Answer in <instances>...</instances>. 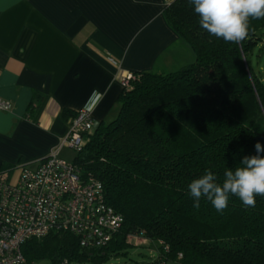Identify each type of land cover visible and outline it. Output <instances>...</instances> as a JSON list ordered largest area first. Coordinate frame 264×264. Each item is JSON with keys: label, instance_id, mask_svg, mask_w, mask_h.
<instances>
[{"label": "trees", "instance_id": "1", "mask_svg": "<svg viewBox=\"0 0 264 264\" xmlns=\"http://www.w3.org/2000/svg\"><path fill=\"white\" fill-rule=\"evenodd\" d=\"M163 16L194 62L165 74L133 73L117 117L94 127L72 159L83 178L101 182L122 228L98 251L65 232L31 239L22 247L28 262L106 264L128 238H139L157 247L149 264H264V196L245 207L230 195L218 212L203 197L194 208L188 189L208 169L222 183L226 169L255 155L257 142L264 146V80L249 63L264 45V19L250 20L248 38L233 44L200 27L189 0H172ZM15 169L3 166L0 178L9 180Z\"/></svg>", "mask_w": 264, "mask_h": 264}, {"label": "crops", "instance_id": "2", "mask_svg": "<svg viewBox=\"0 0 264 264\" xmlns=\"http://www.w3.org/2000/svg\"><path fill=\"white\" fill-rule=\"evenodd\" d=\"M171 1L0 0V100L11 105L0 111V169L46 158L79 111L95 127L112 122L121 74L188 65L189 45L163 16Z\"/></svg>", "mask_w": 264, "mask_h": 264}, {"label": "built area", "instance_id": "3", "mask_svg": "<svg viewBox=\"0 0 264 264\" xmlns=\"http://www.w3.org/2000/svg\"><path fill=\"white\" fill-rule=\"evenodd\" d=\"M109 62L117 66L113 59ZM134 80L131 73L119 78L124 90ZM10 109L0 100V111ZM94 127L90 112L79 111L64 139L46 158L20 166L9 180L0 178V264H35L24 257V243L53 232L72 234L86 251H98L120 231L124 219L107 203L101 182L83 178L72 160L62 156L63 151L73 157L81 153Z\"/></svg>", "mask_w": 264, "mask_h": 264}, {"label": "clouds", "instance_id": "4", "mask_svg": "<svg viewBox=\"0 0 264 264\" xmlns=\"http://www.w3.org/2000/svg\"><path fill=\"white\" fill-rule=\"evenodd\" d=\"M199 17V25L210 35L226 43L239 44L249 36L250 20L264 19V0H189ZM256 154L245 156L235 169H226L218 182L210 170L188 185L193 207L199 209L200 199L206 198L223 212L234 195L245 207H254L257 196H264V146L255 144Z\"/></svg>", "mask_w": 264, "mask_h": 264}, {"label": "rangeland", "instance_id": "5", "mask_svg": "<svg viewBox=\"0 0 264 264\" xmlns=\"http://www.w3.org/2000/svg\"><path fill=\"white\" fill-rule=\"evenodd\" d=\"M191 56V61L188 64L194 62V56L190 48L188 47V58ZM189 60V59H188ZM249 63L254 72L260 79L264 80V45L257 46L253 56L250 58ZM175 70V69H174ZM173 71L165 70L164 73H170ZM73 156V154H72ZM13 178V177H12ZM130 241V240H129ZM131 246H128L122 254L113 256L106 264H149L154 259L156 250L151 242L135 239ZM138 242L136 245L135 243ZM139 244V245H138ZM138 245V246H137ZM157 257V256H156ZM35 264H51L49 260H39ZM166 264H180L178 262H168Z\"/></svg>", "mask_w": 264, "mask_h": 264}]
</instances>
